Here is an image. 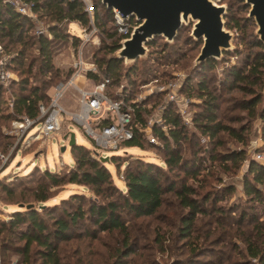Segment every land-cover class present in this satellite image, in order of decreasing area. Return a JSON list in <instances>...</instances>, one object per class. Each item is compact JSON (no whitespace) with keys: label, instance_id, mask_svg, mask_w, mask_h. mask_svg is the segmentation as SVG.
Wrapping results in <instances>:
<instances>
[{"label":"rangeland","instance_id":"rangeland-1","mask_svg":"<svg viewBox=\"0 0 264 264\" xmlns=\"http://www.w3.org/2000/svg\"><path fill=\"white\" fill-rule=\"evenodd\" d=\"M30 5V3L21 0ZM93 2V0H92ZM224 5V28L232 34L228 51L222 52L220 58L213 60V66L193 73L189 81L191 88L185 87V78L196 68H192L194 59L197 56L202 41L190 36L192 22L182 25L177 32L176 38L171 43H165L161 37H154L152 45L147 46L148 55L145 58L137 59L131 66L132 71L125 73L127 69L122 61L118 67V81L125 89L111 88V92H124L128 100L126 103L141 105L142 109L149 110L144 113L146 121L153 125H162L160 106L164 109L167 105L172 106L173 112L179 115L181 123L184 125L185 138L178 143L181 157L191 166L193 162L198 169L195 178L186 176L177 168L168 169L162 161L161 142L152 134L151 130H146L144 136L152 134L155 142H143V149L134 146H126L124 143L118 145L116 150L106 151L99 149V157H110L118 155L116 162H105L107 169L111 173L113 182L120 189H124L121 175L127 165H134V158H141L145 162H151L160 167V179L164 186L172 183L174 187L180 183H186L193 187L195 194L201 199L209 196V200L204 203V209L211 212L213 206L212 198L223 197L222 200L215 201L214 207H222V213H211L208 215H197L194 222L193 234L189 239L178 237L176 227L179 217L186 211L178 205V201L172 192H165L162 196V204L159 209L149 217H134L130 213H121V218L126 225L129 235L133 238L135 253L128 256L127 260H136V264H141V260L147 264H262L258 258L247 254L245 242L249 241L258 244L255 230L252 226L259 224L264 228V179L257 184L258 199L245 194L242 188L243 176L246 175L248 161L256 153H264V123L258 117L259 110L264 106L263 82L261 87H255V91L260 92L259 102L254 106V110L241 108V102L249 99L250 94L240 91L236 84L232 83L228 71L232 65L244 67V57L251 55L256 48L249 46L248 41L256 37L254 34V21L247 17L248 6L240 0H220ZM36 19L32 22V27L27 32L25 40L36 31H42V35L52 38L49 27L53 20L44 15V12L35 11ZM43 13V14H42ZM232 18L244 28H227L225 22ZM77 21H64L61 26L67 32L66 42H59L56 52L53 53V64L60 74L57 79L61 80L71 73L72 52L76 49L73 45V36L79 37L81 29L76 25ZM98 29L97 39L88 42L82 48V55L85 61L93 62L96 57H112L115 52L104 53L101 49L103 44L115 41L114 36L107 37ZM0 46L5 56H12L23 45L11 41L9 38H0ZM119 41V40H118ZM5 50L3 52V49ZM249 55V56H250ZM252 56V55H251ZM38 57L36 40L30 38L24 59V67ZM95 64V63H94ZM37 64H33V74L29 82L32 85H43L47 87V93L51 92V87L42 83L47 75L38 74ZM22 66H16L15 71H11L12 81H17L23 75L17 71ZM96 67V64H95ZM17 69V70H16ZM35 71L37 73H35ZM97 76L100 72L96 71ZM188 74V75H187ZM127 75V76H126ZM264 80V79H263ZM203 81L210 96L214 98V112L221 123L229 125L240 134V139L219 132L215 139H207L205 135L195 126L192 118L195 114L201 113V99L197 98V82ZM0 89L3 100L8 103L13 96L18 93V87L14 84ZM86 83L85 86H89ZM75 85L82 86L80 79H76ZM4 87V86H2ZM193 88V89H192ZM73 88L69 89L64 103L71 106V98L74 95ZM168 93L173 94V99H168ZM76 94V93H75ZM204 97V96H203ZM9 110H4L0 114V258L2 264H22V254L14 251L22 248L24 242L17 239L15 233L9 234L3 228L2 223L11 219L14 211L21 210L20 205L33 204L34 206L53 205V218H60L64 212L71 210L77 202L62 203V199H68L73 193L81 194L84 198L93 197L91 191L82 185L62 184L49 187L51 184L43 171L61 172L67 166L73 165L70 147L63 137L67 132H72L76 144L82 145L91 152L97 153V147L93 144L74 123L64 120L58 131L52 132L49 137L33 142L27 147H23L21 142H17L13 136L9 135L12 129L11 118H5ZM17 117V116H15ZM242 129V130H241ZM163 130L165 127L163 126ZM69 134V133H68ZM8 137H12L10 140ZM146 138V137H145ZM66 144V149L61 151L62 145ZM150 144V145H149ZM9 145V146H8ZM232 152H243L242 161L236 167L223 160V155ZM4 158L6 160H4ZM195 169V168H193ZM39 185L49 187L50 198L44 203L21 202L25 197H30L31 191ZM3 186L16 189V194L12 197L3 191ZM230 187L226 192L224 188ZM22 192V194L20 193ZM29 198L27 201H30ZM85 204V201L81 202ZM51 222V218L46 216ZM216 220V223H215ZM87 223V226L91 225ZM78 231L80 228H76ZM96 240L80 238L71 240L69 243H61V256L66 264H72L75 257L73 248L78 244L79 253L76 257L82 259V264H99L100 257L105 256L107 247H117L119 235L116 231L111 233H97ZM156 238H160L156 241ZM88 244V246H86ZM161 247V248H159ZM190 248L196 252L190 254ZM39 250L38 248L35 251ZM140 254V257L138 255ZM33 263L41 260L38 253H30ZM142 258V259H141ZM146 264V263H145Z\"/></svg>","mask_w":264,"mask_h":264},{"label":"trees","instance_id":"trees-1","mask_svg":"<svg viewBox=\"0 0 264 264\" xmlns=\"http://www.w3.org/2000/svg\"><path fill=\"white\" fill-rule=\"evenodd\" d=\"M32 5L34 11L44 12V15L53 20V24L49 27L52 38L44 35H33L32 39L36 40V49L38 57L29 61L24 67V59L26 55L27 46L30 43L29 39L25 40L27 32L32 27V22L16 11V9L5 0H0V38H9L13 42H17L23 47L15 54L10 56L7 64V69L15 71L16 66H22L21 69H16L19 74L23 75L17 81H11L12 84L18 87V93L13 96V106H10V101L6 103L3 100V95H0V114L4 110H9L8 114H4L5 118H15V116L26 115L34 118L38 114L39 103L47 104L49 97L47 94V87L43 85H32L29 79L32 78L33 64H37L38 74L47 75L43 78L42 83L46 86L52 87L60 80H55L59 77V70L54 67L53 53L56 52V47L59 42L66 40L67 32L61 26L64 21H78L81 24L87 23V15L83 11V5L79 0H24ZM93 22L99 28V31L105 33L107 37L114 36L115 41L108 44H103L101 49L104 53H112L117 48V42L121 36L116 35L113 27L112 12L106 9L99 0H93ZM43 14V13H42ZM227 28H244L239 25L236 20L229 18L225 22ZM73 38V45L77 44V38ZM1 41V40H0ZM66 42V41H65ZM150 41L147 46H151ZM248 45L255 47L256 50L251 55L244 57V67L232 65L228 71V75L232 83L245 93L250 94L249 99L241 102L239 105L245 110H254V106L259 102L261 94L255 91V87H261L264 79V54L262 53V44L253 37L248 41ZM4 47V46H3ZM5 47L3 49V52ZM250 55V56H249ZM1 57V54H0ZM121 60L112 57H96L94 63L96 70L100 72L87 73V77L93 81H100L104 78L108 79L106 85V94L110 98H118L119 95L123 97L124 102L129 98L124 95V92H111V88L120 87L118 81V67ZM213 60L209 59L199 65L185 80V87L191 88L189 81L193 73H198L200 70L211 68ZM133 68L127 70L129 73ZM35 71V73H37ZM133 72V71H132ZM70 75L67 74L61 80L66 79ZM127 76V75H126ZM12 84L10 86H12ZM49 84V85H48ZM1 88H6L5 86ZM193 89V88H192ZM121 90L124 91L121 86ZM197 98L201 99V113H197L192 118L195 126L200 130V133L205 135L207 139H215L219 132H225L228 135L240 139V134L235 128L221 123L218 120L213 103L214 98L203 83L197 82L196 87ZM204 96V97H203ZM128 98V99H127ZM132 107L130 124L132 125V136L126 140L124 145L134 146L143 149V142H147L144 134L136 127L146 126V121L143 117L144 113L149 110L142 109L141 105L129 103ZM258 117L264 123V106L259 110ZM162 126H151L152 134L161 142L160 149L162 154V161L167 168H177L190 178H195L197 168L192 162L191 166L187 161L181 157L178 143L185 138L184 125L181 123L179 115L172 110L171 105H167L161 114ZM242 130V129H241ZM12 140V137H8ZM150 145V144H149ZM9 146V145H8ZM73 165L67 166L61 172H51L45 170L42 172L46 180L50 182L49 187H54L62 184H76L87 187L93 197L84 198L83 195L73 193L68 199H62V203H71L76 201L77 204L71 210L64 212L60 218H53V205H38L31 209H21L14 211L11 219L3 222V228L11 234L15 233L18 240L24 242L23 247L15 248L14 251L22 254V264H66L61 256V243H69L71 240H79L80 238H88L96 240L97 233H111L116 231L119 235L117 247H107L105 256L100 257L99 264H136V260H127L128 256L135 253V246L133 238L129 235V231L122 221L121 213H130L134 217H149L155 214L162 204V196L165 192H172L178 201V205L186 209V211L179 217V223L176 227L178 237L181 239H189L193 234L194 222L197 215H210L211 213H222V207H214L215 201L222 200L223 197L213 196L211 201L213 206L211 212L204 209V203L209 200V196L199 198L195 194L193 187L186 183H180L174 187L172 183L164 186L160 179V167H157L151 162H145L141 158H134V165H127L122 172L121 180L124 189H120L113 182L110 171L107 169L105 162H101L92 155L91 151L86 147L74 144L70 148ZM243 152H232L223 155V160L229 161L232 166L243 159ZM118 155L108 157V161L116 162ZM195 168V169H193ZM246 175L243 176L242 188L245 194L258 199L257 184L263 182L264 179V164L258 163L255 160H250L247 163ZM39 185L35 190H32L29 195L21 202H38L44 203L50 198L49 187ZM226 192L230 187L224 188ZM3 191L7 192V187L3 186ZM10 197L16 194V189H10L7 192ZM22 194V192H20ZM29 198L30 201H27ZM85 201V204L81 202ZM46 216L51 218V222L46 219ZM88 222L91 227L87 226ZM216 223V220H215ZM77 230L76 228H80ZM255 230L256 239H259L258 244L244 240L247 254L251 257L258 258L264 264V228L259 224L252 226ZM160 238H156L159 241ZM88 246V244L86 245ZM38 248L39 250L35 251ZM161 248V247H159ZM196 252V249L190 248V254ZM30 253H38L41 260L33 263L31 261ZM72 253L75 261L72 264H82V259L76 257L79 253V245L77 244ZM140 257V254L138 255ZM142 259V258H141ZM192 263V260H190ZM147 264L144 259L141 264Z\"/></svg>","mask_w":264,"mask_h":264},{"label":"built area","instance_id":"built-area-1","mask_svg":"<svg viewBox=\"0 0 264 264\" xmlns=\"http://www.w3.org/2000/svg\"><path fill=\"white\" fill-rule=\"evenodd\" d=\"M10 3L18 13L27 17L30 21L36 19V13L32 5H27L21 0H5ZM83 5V11L87 15V23L76 25L81 29V34L77 38V45L72 52L71 73L64 79L55 83L48 92L49 101L47 104L39 103L38 114L32 118L26 115L17 116L12 120V129L9 135L13 136L17 142H21L23 147L31 145L37 140L49 137L52 132L60 129L64 117L67 120L79 126L83 133L92 140L97 147V155L94 151L93 156L98 158L99 149L104 152L116 150L118 145L129 140L132 136V125L130 124L132 107L124 102L121 95L118 98H110L106 94V85L108 79L93 81L87 77V73H96V67L93 62H87L82 55V48L88 42H94L97 39L98 29L93 22V4L92 0H79ZM113 27L116 35L124 38L129 35L131 30L137 25L134 19L121 20L112 12ZM37 35H42V31H36ZM75 37V36H74ZM0 85L8 86L12 81L13 75L7 64L10 56L2 53L0 46ZM76 79H80L82 86L75 85ZM89 83V86H85ZM74 90L71 98V106L65 105L64 100L69 89ZM168 99H173V94L168 93ZM10 106H13V98L10 100ZM164 108L160 106L161 114ZM154 124V123H153ZM152 122L137 129L145 134L146 130H151ZM163 129V126L161 125ZM67 132L66 135H68ZM149 143H154L152 134L145 136ZM75 138V137H74ZM76 142V141H75ZM4 160H6L4 158ZM252 160L264 164V153H256ZM0 264H2L0 258ZM17 264V263H12Z\"/></svg>","mask_w":264,"mask_h":264},{"label":"water","instance_id":"water-1","mask_svg":"<svg viewBox=\"0 0 264 264\" xmlns=\"http://www.w3.org/2000/svg\"><path fill=\"white\" fill-rule=\"evenodd\" d=\"M247 5V17L255 24L254 34L262 44L264 54V0H240ZM106 9L115 13L121 20L134 19L137 25L128 36L119 39L112 56L124 62L127 69L131 68L137 59L148 55L147 44L154 37H161L165 43H171L177 36L182 25L192 22L190 36L200 39L202 44L194 59L192 68L205 61L220 58L222 52L228 51L232 34L224 28V5L220 0H99ZM188 75V74H187ZM264 90V80H263ZM63 139L71 148L76 144L72 132ZM66 144L60 150L66 149ZM97 155L96 152H93ZM101 162H107L108 157H99ZM33 204L20 208L31 209ZM43 207V206H42Z\"/></svg>","mask_w":264,"mask_h":264},{"label":"crops","instance_id":"crops-1","mask_svg":"<svg viewBox=\"0 0 264 264\" xmlns=\"http://www.w3.org/2000/svg\"><path fill=\"white\" fill-rule=\"evenodd\" d=\"M75 141H76V139H75Z\"/></svg>","mask_w":264,"mask_h":264}]
</instances>
